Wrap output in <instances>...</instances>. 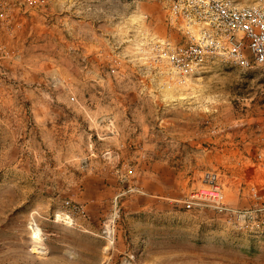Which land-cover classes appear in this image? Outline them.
<instances>
[{
    "label": "rangeland",
    "instance_id": "rangeland-1",
    "mask_svg": "<svg viewBox=\"0 0 264 264\" xmlns=\"http://www.w3.org/2000/svg\"><path fill=\"white\" fill-rule=\"evenodd\" d=\"M194 28L218 37L173 0H0V264H264V73ZM161 168L177 199L139 194Z\"/></svg>",
    "mask_w": 264,
    "mask_h": 264
},
{
    "label": "bare ground",
    "instance_id": "bare-ground-1",
    "mask_svg": "<svg viewBox=\"0 0 264 264\" xmlns=\"http://www.w3.org/2000/svg\"><path fill=\"white\" fill-rule=\"evenodd\" d=\"M173 1L180 5L186 17L196 18L202 26L218 35L214 39H209L204 31L194 28L197 41L202 45L199 47L200 51L221 52L237 58L245 50L253 63L264 73V7L243 8L232 5L229 0ZM190 52L198 53L195 49H190ZM206 195L209 199L217 201L219 190L213 187Z\"/></svg>",
    "mask_w": 264,
    "mask_h": 264
},
{
    "label": "crops",
    "instance_id": "crops-1",
    "mask_svg": "<svg viewBox=\"0 0 264 264\" xmlns=\"http://www.w3.org/2000/svg\"><path fill=\"white\" fill-rule=\"evenodd\" d=\"M153 167H157V166H153ZM170 169H172V168H170ZM133 170L134 171L136 170V166L133 167ZM146 172H147V175L150 176L149 179L151 180V183H142L141 187L139 188L141 190V192H139V194L146 195L148 197L165 196L169 200H174V199H177L179 197L181 192L183 193L182 190H181V192L179 191V185H178L179 183H178V181L173 180L174 179L173 176H172V182L171 181H169V182L165 181L164 172H169V171H164V169H162L161 175H159L158 170L153 171V170L146 169ZM154 181L156 182V184L152 183ZM157 181H159V182H157ZM159 183H160V185H158ZM181 196H183V195H181Z\"/></svg>",
    "mask_w": 264,
    "mask_h": 264
}]
</instances>
